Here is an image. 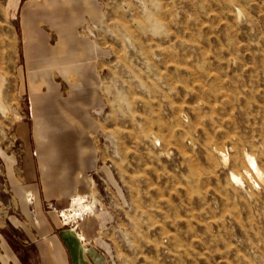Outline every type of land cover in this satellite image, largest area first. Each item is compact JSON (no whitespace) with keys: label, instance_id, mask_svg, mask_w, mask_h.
I'll return each mask as SVG.
<instances>
[{"label":"rangeland","instance_id":"1","mask_svg":"<svg viewBox=\"0 0 264 264\" xmlns=\"http://www.w3.org/2000/svg\"><path fill=\"white\" fill-rule=\"evenodd\" d=\"M21 1L0 0V264L37 255L10 222L31 119ZM84 29L109 52L99 166L45 211L103 264H264V0H99ZM59 245L42 239L43 264H68Z\"/></svg>","mask_w":264,"mask_h":264},{"label":"crops","instance_id":"2","mask_svg":"<svg viewBox=\"0 0 264 264\" xmlns=\"http://www.w3.org/2000/svg\"><path fill=\"white\" fill-rule=\"evenodd\" d=\"M97 1L22 0L19 7L20 76L31 119H21L15 127L23 151L13 186L17 210L10 222L23 232V247H35L37 255L25 250L23 256L14 246L11 264H43L40 243L52 236L60 241L68 264H103L79 231L44 207L48 201L81 195L89 173L99 166L100 118L94 112L107 104L99 72L109 52L84 29ZM28 192L34 196V211Z\"/></svg>","mask_w":264,"mask_h":264}]
</instances>
